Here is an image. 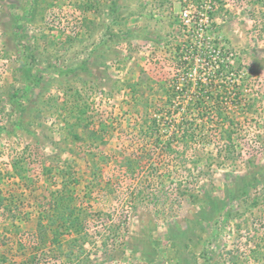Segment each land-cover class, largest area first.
Wrapping results in <instances>:
<instances>
[{
    "label": "rangeland",
    "instance_id": "1",
    "mask_svg": "<svg viewBox=\"0 0 264 264\" xmlns=\"http://www.w3.org/2000/svg\"><path fill=\"white\" fill-rule=\"evenodd\" d=\"M0 264H264V0H0Z\"/></svg>",
    "mask_w": 264,
    "mask_h": 264
},
{
    "label": "trees",
    "instance_id": "2",
    "mask_svg": "<svg viewBox=\"0 0 264 264\" xmlns=\"http://www.w3.org/2000/svg\"><path fill=\"white\" fill-rule=\"evenodd\" d=\"M185 27V26H184ZM213 51H211L213 54L216 52V47L214 49H212ZM211 52L207 53L206 56V60H208V62L211 64L212 68H214L215 72L217 74H228L229 71H226L225 73V68L231 69V67L229 66V63H226V65L222 62V60L220 61L219 59L216 60H209L208 58H211L213 55ZM185 63H182L181 66H185ZM198 103L199 105H201L197 111L196 114L197 116H201V118L203 119H207L208 117H203L211 115L212 117H216L217 120H221L226 122V120L228 121L229 117L226 113H223V109L221 107V103L222 100L218 99V95H214L212 93H203L202 95H199L198 97ZM211 104V106H209V104ZM216 104V105H215ZM194 108H188L182 117V120L180 121V123L178 124L176 130H174L173 133V137L176 140H180L182 142H184L185 144H187L188 142H190L193 138H194V131L191 128L192 123L195 120V115H194ZM151 123L152 125L149 126L148 128V134H152L153 133V128H155V123H156V118L153 117L151 119ZM223 133H221L219 135V138L223 137ZM229 136H228V140H229ZM58 207V206H57ZM67 210V209H66ZM64 211L63 209H61L59 211V215H60V220L59 222H53L51 221L50 224H42L39 223L38 225V229H39V233H40V242L42 241H46L45 238V234L47 231H51L52 234V239L50 240L49 244L47 245V247L50 244H54L58 241V237L62 236L64 234H70V235H74V238L72 239L73 241H77V240H81V242H85V239L87 237V231H86V226L83 225V223H81L79 220H76L75 218L72 219H66L63 218L64 215ZM72 210H70L69 214L72 215L73 213L71 212ZM55 225V229H53L52 231V227ZM48 243V242H47Z\"/></svg>",
    "mask_w": 264,
    "mask_h": 264
}]
</instances>
